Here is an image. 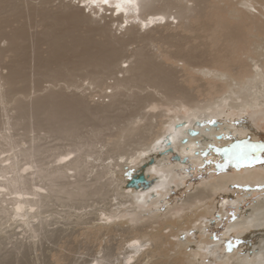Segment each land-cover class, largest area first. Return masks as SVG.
<instances>
[{"label":"bare ground","instance_id":"6f19581e","mask_svg":"<svg viewBox=\"0 0 264 264\" xmlns=\"http://www.w3.org/2000/svg\"><path fill=\"white\" fill-rule=\"evenodd\" d=\"M245 2L249 6L239 7ZM99 11L104 14L97 15ZM230 11L236 12L234 21L206 18ZM79 19L90 20L93 26L80 30L75 27ZM110 21L117 22L115 29L128 31L127 37L111 34ZM174 59L190 70L167 62ZM40 75L51 83L42 87ZM93 87L103 91L95 105L85 93ZM157 99L168 104L158 114L154 111L163 104ZM11 110L15 112L9 114ZM246 110L264 120V0H0V230L6 222H16L34 235L47 223L48 215H43L47 201L95 196L104 200L110 184L115 186L110 206L116 209L101 210L98 222L82 221L91 225L85 234L106 230L109 223L123 226L131 206L147 212L149 205L158 203L159 210L173 207L172 217L179 216L184 208L175 196V183L188 174L183 169L187 163L168 160L163 137L169 134L171 147L181 158L209 164L212 154L226 157L254 138V126L241 116ZM223 112L238 117L219 119L216 115ZM160 116L166 117L161 124ZM25 120L32 134L19 143L16 130L25 126ZM89 120L112 126L111 139L99 147L87 139L78 123ZM190 128L198 133L188 134ZM227 138L230 148L216 147ZM131 143L136 147L126 152ZM110 151L114 154L108 155ZM143 164L152 185L127 187L130 175ZM118 172L129 177L120 179ZM261 178L253 172L241 177L252 182ZM233 179L221 176L202 188H221ZM202 188L197 187L195 201L205 197ZM238 211L219 243L204 238L191 249L185 247L194 258L190 263L264 264V199ZM129 219L134 223V215ZM197 221L188 231L192 238L196 231L206 230L209 219L200 216ZM164 237L158 239L163 242ZM152 239L143 233L131 236L121 264L160 257ZM109 263L106 253L81 258L78 264ZM144 264L168 263L156 259Z\"/></svg>","mask_w":264,"mask_h":264},{"label":"rangeland","instance_id":"374dc122","mask_svg":"<svg viewBox=\"0 0 264 264\" xmlns=\"http://www.w3.org/2000/svg\"><path fill=\"white\" fill-rule=\"evenodd\" d=\"M76 1L77 0H75V2ZM240 5L241 4H239V7L242 8L249 6L247 2L241 6ZM255 5L258 6V4ZM86 11H88V7L85 8V12ZM101 13L104 14V12L99 11L97 15H101ZM109 13L110 10L105 12L107 17H110ZM227 13L224 12L221 14L222 16L217 12L211 14L209 13L206 18H208V21H213L214 19L218 18V16H220L219 18L222 17V20H227V18H229L231 21H234L237 18L236 12L230 11L228 14ZM90 15L93 18L98 17L96 14H92L91 12ZM107 17L106 20H108ZM91 22L92 21L90 20L79 19L75 27L79 28L80 30H89L91 28L90 26H93ZM81 23L84 24L82 25ZM116 24V21H110L109 25L111 28V34H116L117 36L126 38L128 31L123 29H115ZM253 36L254 33L252 34V37ZM23 57L26 59V55ZM239 59L240 57L238 60ZM21 61H23V59H21ZM167 62L175 64L178 68L183 67L182 69L184 72H186V70H190L186 68L182 60L174 59L171 61L167 60ZM121 65L124 66L126 63H122ZM41 77L44 78V76ZM43 78H41L42 87H45L51 83L46 81L48 79ZM179 78L183 79L184 76ZM86 82L87 80L84 77L83 84ZM59 84H62V82H59ZM194 86V84H191V87ZM56 89L58 90L59 86H57ZM98 89V87H93V89L85 91L87 94V101L91 105H95L97 102H101L102 100L101 95L103 91H99ZM106 91L108 92L109 89ZM144 92L145 91H142L141 93ZM105 100H107V98H104V102ZM214 100L219 101V97H214ZM157 101L163 104L162 108L156 109L154 111L158 114L159 112H163L164 107L168 104L162 99H157ZM12 111L15 112V110H11L9 111V114H13ZM130 113L131 112H127L126 114ZM219 115H216L217 117H220L219 119L225 118L228 120H233L238 117L237 115L233 116V114L230 112L219 113ZM252 115V110H246L243 112V114H241V116L247 117L252 127L254 126L253 129L256 132V135L252 140L246 142L247 144L241 145L238 151L234 150L236 152H233L230 150L228 153H226V157L219 155V153H214L210 157L212 160L211 163L205 165L197 162L196 164L192 163L190 162L191 160L188 159L186 162H184L187 164H184L185 166H183V169L188 172V174L181 176L182 182H179L178 177L177 182L175 183V187H177L175 196L180 199L181 205L179 207L184 208L181 215L172 217L173 214H175L174 210L172 209L173 207L166 208L161 211L159 210V206H156L158 203H156V205H149L146 208L147 212L140 211L137 209V207L131 206L127 208L129 213L125 216V219L127 220H125L123 226L109 223L106 230L102 229L96 234L91 235L85 234L84 232L85 228L87 229L91 226L90 223H87L89 225L88 226L82 221L91 220L95 222V218L100 214L101 210L108 209L113 211L116 209L115 206H110V203L115 202L113 199V193H115L114 184H110V192L107 195L108 198L106 197L104 200L97 196L88 198L87 200L85 199L86 201H80L82 198H77L71 201L68 199L58 200L55 198L46 202L44 208L45 212L43 215H48L47 223L39 226V230L34 235L29 232L26 227L17 225L16 222H6V224L1 226L0 264H78L80 263L81 258L92 259L94 256L99 257L106 253L109 254V264H121L124 263L123 252L127 247L126 245L128 244V239L131 238V236L133 237V235L135 236L136 234L140 233H143L149 239L153 238L151 242L153 241L152 243L156 247L155 251H159V253L162 254L160 257L155 256L153 258H144L141 261V264H144V262L147 261L151 262L156 259H160L164 262H167L168 264H200L196 261L192 263L189 262L190 259H194L193 257L189 256V250L194 247L193 243L195 246H197L204 238H209V241L212 243H219V239L225 237V231L232 224L233 218L235 219L239 213V209L246 210L254 205L257 201L264 199V120L259 115H256L255 117ZM165 119V116H160L157 118L159 124H161ZM216 121H218L217 118L211 120L210 124L212 125ZM24 122L25 123L23 124H25V126H22L21 124L19 128L20 130H16V138L19 137L17 140L21 139L19 143H21L22 140H25V136L27 137L32 134L28 130V122L26 120ZM129 122L131 121L126 122L125 126L129 125ZM78 126L79 132H81L87 139L95 140L97 147L103 145L104 142L106 143L107 140L109 141L111 139L110 133L112 131V126H102L98 120H89L83 124L80 122L78 123ZM155 129L158 131L159 126H157ZM128 130L129 128L127 127V131ZM42 133L43 132L41 131V134ZM153 136L151 137L152 139L155 137ZM229 141L230 139L227 138V140L224 142L222 141L219 143L220 145L217 144L216 147L224 149L225 147L230 148ZM125 146L126 145H124V147ZM145 146L146 145H144V147ZM135 147L136 144L131 145L130 147L126 146V152ZM113 154V151L108 153V155ZM173 154L178 155L175 153V151L173 153H167V156L169 157L168 160H170V162H173V160L180 161L178 159H173ZM104 158H106V156ZM205 160L208 159L205 158ZM109 161L110 159H107L105 163ZM172 167L175 168L176 166ZM248 172H253L256 175L262 176L261 181L252 182L244 179L242 180L241 177L246 176ZM221 176H231L234 179L223 185L221 188H214L213 190L207 189V191L205 188H202L208 181L209 183H214ZM106 177L113 179L115 176L109 175ZM118 177L120 179L129 177V173L118 172ZM199 186L205 192V197L201 200L195 201L196 196L199 195L196 194L197 187ZM193 202L194 204H192L191 207H187ZM222 202L224 207H221ZM128 203L129 202H127L125 205ZM85 211H87L88 214L84 215L80 219H77V216ZM91 211L93 212L91 213ZM129 215H134L135 221L132 224L130 222ZM200 216L206 217L207 220L209 219V221L206 223V232L204 231V233L202 230L198 229V231H196L195 229V238H192L190 234L192 232L188 231L193 229V225L198 222L197 219H200ZM220 217H222V221L219 219ZM184 231L185 234H182ZM186 231L189 234H187ZM175 234H180L181 238H177L178 236L175 237ZM161 235L165 236L163 242L158 239V237ZM191 242L192 245H189L188 243ZM147 244L149 245V242H147ZM185 247H190V249L185 251ZM76 259L78 260V263H75ZM119 260L121 262H119ZM201 264L208 263L203 262Z\"/></svg>","mask_w":264,"mask_h":264},{"label":"water","instance_id":"95a60500","mask_svg":"<svg viewBox=\"0 0 264 264\" xmlns=\"http://www.w3.org/2000/svg\"><path fill=\"white\" fill-rule=\"evenodd\" d=\"M214 124H216V123H213V125ZM187 132L190 135H196L198 133V131L193 129V128L188 129ZM183 140H185V139H183ZM162 143L167 148L165 150V152H167V153H173L174 152V150L171 147V139L169 137V134H167L163 137ZM172 158L178 159L183 163L187 161V157L180 158L176 154H173ZM152 162H153V158H151L148 161V163H152ZM144 167H145V164L142 165L140 170H137L136 172H134L130 175L129 179L126 181L127 187L134 188V189H141V188L145 189V188H148L150 185H152L154 180L146 178L145 173L143 172Z\"/></svg>","mask_w":264,"mask_h":264}]
</instances>
